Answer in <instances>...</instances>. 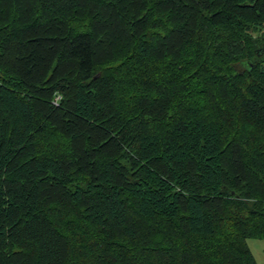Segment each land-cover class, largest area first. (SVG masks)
Masks as SVG:
<instances>
[{"label": "trees", "instance_id": "obj_1", "mask_svg": "<svg viewBox=\"0 0 264 264\" xmlns=\"http://www.w3.org/2000/svg\"><path fill=\"white\" fill-rule=\"evenodd\" d=\"M264 0H0V264H255Z\"/></svg>", "mask_w": 264, "mask_h": 264}, {"label": "rangeland", "instance_id": "obj_2", "mask_svg": "<svg viewBox=\"0 0 264 264\" xmlns=\"http://www.w3.org/2000/svg\"><path fill=\"white\" fill-rule=\"evenodd\" d=\"M247 243L255 258V264H264V239L249 238Z\"/></svg>", "mask_w": 264, "mask_h": 264}, {"label": "crops", "instance_id": "obj_3", "mask_svg": "<svg viewBox=\"0 0 264 264\" xmlns=\"http://www.w3.org/2000/svg\"><path fill=\"white\" fill-rule=\"evenodd\" d=\"M250 247V246H249ZM251 249V248H250Z\"/></svg>", "mask_w": 264, "mask_h": 264}]
</instances>
